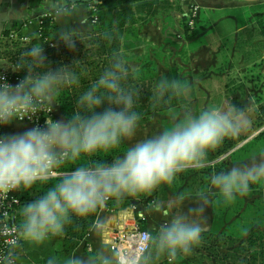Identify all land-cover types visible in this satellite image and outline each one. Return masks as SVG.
Returning <instances> with one entry per match:
<instances>
[{
    "label": "clouds",
    "instance_id": "obj_1",
    "mask_svg": "<svg viewBox=\"0 0 264 264\" xmlns=\"http://www.w3.org/2000/svg\"><path fill=\"white\" fill-rule=\"evenodd\" d=\"M94 2L88 0L85 6L83 0H38V6L50 14L56 25L66 28L74 18L89 29L88 8ZM17 18L23 23L28 21L26 38L38 40L30 18ZM6 25L0 22V31ZM87 33L63 30L59 31L58 40L71 49L77 41L83 42ZM12 38H17L16 30H12ZM3 65L13 71L24 69L27 74L15 86L0 76V128L14 120H31L37 113L50 112L58 94L79 83L74 67L61 66L55 71L47 67L41 43L25 46L13 62L0 63ZM136 75L135 66L117 51L98 78L79 95L70 118H49L44 128L0 135V197L58 178L43 195L23 206L19 224L9 226L7 213L0 217V232L14 234L9 249L0 255V264H17L18 249L23 244L38 246L62 236L76 218H87L110 202L119 205L129 197L148 195L161 185L173 183L185 170L205 167L209 153L226 138H239L252 128L250 110L230 102L205 108L198 114L185 108L181 118L173 114L170 127L133 143L111 163L93 160L136 137L142 120V114L135 109L139 90L131 84ZM190 93L189 84L164 78L155 84L152 100L160 104L173 97L187 98ZM105 103L104 110L97 111ZM80 160L87 162L62 171L66 163ZM209 183L225 202L247 194L253 185L264 183V152L244 166L216 172ZM210 195L211 189L199 195L197 213L210 206ZM154 207L167 215L161 205ZM203 231L201 221L178 213L158 229L139 232L131 254L127 249L101 244L87 255L73 254L63 260L51 256L46 264H160L164 258L174 264L178 257L193 253L201 243Z\"/></svg>",
    "mask_w": 264,
    "mask_h": 264
},
{
    "label": "crops",
    "instance_id": "obj_2",
    "mask_svg": "<svg viewBox=\"0 0 264 264\" xmlns=\"http://www.w3.org/2000/svg\"><path fill=\"white\" fill-rule=\"evenodd\" d=\"M167 1L172 4V9L167 12L162 11L155 18L149 19L138 30L140 40L150 43L155 48H130L124 53L130 52L138 56L148 51L151 59L156 62L161 78H164L162 69H167L171 73L177 66L179 57L183 58L187 63L185 67L188 68V73L187 76H183L184 78L178 77L191 86V94L187 99L195 100V92H198L199 87L207 101L217 99L219 95L221 101L227 98L236 99L245 110H250L256 120V115L262 113L261 107L264 106V0L251 3L236 0ZM120 8L114 10L113 15ZM193 8L198 10L193 30L195 35L187 37L184 33L183 23L188 19ZM92 9H97L94 3L88 8V14ZM22 15L30 18L32 30L37 33L42 18L45 15L50 16L39 8L38 0H2L0 22L7 23L8 26L6 25L5 29L0 31V37L6 31L10 32L12 37V30H16L17 38L14 39L30 42L33 38L25 36L28 21L23 23L17 18ZM97 25L98 22L89 21L88 29L86 25L78 23L73 18L68 21L66 28L63 24L57 25L58 33L55 37H58L59 31L63 30L94 33ZM48 45L52 47L50 43ZM159 52L163 54L166 52L171 57H169L171 60L168 65L162 67L157 62L158 59L155 56L160 55ZM183 52H186L185 56H183ZM0 63L6 64L4 61H0ZM129 63L135 67L139 65V63ZM257 69L259 70L258 77L253 74ZM0 72L7 75L8 83L13 86L20 81L17 76L21 72L20 70L13 71L8 65H3L0 66ZM215 84L218 85V88L213 86ZM201 85L203 86L201 87ZM50 115L54 121H65L57 103L51 105ZM33 127L35 126L30 123L14 120L11 124L1 128V135L20 134ZM260 132L261 128H257L255 136ZM249 143H252L250 146L252 149L246 153L247 156L243 153L234 163L235 166H244L253 157L264 152V145L259 141L253 143L252 140L243 141L241 146H238V150ZM125 144L127 147H131L126 141ZM222 161H224L222 165L225 166V170L230 167L226 155L222 156L221 163ZM184 192L188 196L181 199L177 206L166 209L167 215L158 212L151 204H146L141 209L137 206L119 211L103 209L89 234L73 252L66 251L62 239L52 237L38 246L23 244L18 249L17 264H46L47 259L51 256L63 260L73 254L87 255L100 247L101 244L108 246L110 234L118 227L137 226L143 230H155L170 223L172 217L178 213L189 216L191 220L201 221L204 224L201 236L208 235L216 228L219 229L217 237L228 233L229 220L227 217L223 220V213L216 215L215 211L216 204H218L217 198L221 196L218 189L211 190V204L202 213H197L199 196L194 192ZM262 192V194L255 195L254 198L264 199V189ZM220 203H222L221 200ZM259 227L261 228V226ZM227 249L229 250V248ZM228 250L220 249L219 251L225 256ZM225 261L228 262L227 259ZM160 264H169V261L164 258ZM174 264H217V262L197 246L190 256L178 257Z\"/></svg>",
    "mask_w": 264,
    "mask_h": 264
},
{
    "label": "trees",
    "instance_id": "obj_3",
    "mask_svg": "<svg viewBox=\"0 0 264 264\" xmlns=\"http://www.w3.org/2000/svg\"><path fill=\"white\" fill-rule=\"evenodd\" d=\"M96 10H91L88 14L89 21L97 19L98 25L94 33H87L86 38L77 41L74 48H68L55 37L54 34L58 30L56 24L52 22L49 15H45L39 27V41L32 39L30 42L18 41L12 38L10 32H3L0 37V61L6 63L13 62L25 46L31 43H41L46 56L47 67L55 71L61 66L74 67V71L78 74L79 83L77 85L67 87L58 94L57 104L65 117V120L71 117L75 111V104L79 95L87 90V88L98 78L104 68L108 65L113 53L119 51L122 55L130 48H155L150 43L140 40L138 30L146 24L149 19L155 18L162 11L167 12L172 9V4L167 0H96ZM121 7L115 15L114 10ZM100 9V10H99ZM103 9V10H101ZM195 27V25H194ZM194 27L189 25V20L183 23V29L187 37L195 35ZM199 30V28H197ZM58 33V32H57ZM51 44L49 46L48 44ZM44 44V45H42ZM125 56V53H124ZM160 58V55H156ZM137 75L131 80L132 86L139 90V99L135 109L142 114L141 127L150 123L156 114L170 112L174 109L185 108L190 106V100L182 97H173L166 102L154 104L152 100L153 88L160 81L156 62L151 59L148 51L143 52L139 60V65L136 67ZM17 75L19 79H23L27 74L24 69H20ZM169 80H177L184 84L186 82L174 78L169 75L166 77ZM229 102L239 108L245 109L236 99H230ZM105 105L97 111H103ZM264 113V106L261 107ZM264 116V115H263ZM258 120V119H257ZM257 122V121H256ZM264 126V120L257 122L254 127L261 128ZM255 141H259L264 145V131L261 132ZM239 143L238 139L226 138L224 143L215 149L216 156H221L233 149ZM127 145L125 142L110 154H99L93 157V160H102L104 163H111L112 160L119 155H123ZM85 160L77 161L75 164L69 162L62 167V171L68 172L79 166L81 163H86ZM223 170V165L221 163ZM58 178H53L46 185H34L31 189L15 191L14 195L19 200L17 224L21 220L20 213L23 206L43 195V193L51 187ZM262 184L253 185L250 191L245 196L262 194L264 186ZM162 186L154 192L141 196L139 198H127L119 205L109 203L106 207L99 209L93 215L87 218H76L72 223L66 226L64 235L57 238L62 239L65 244V249L68 253L73 252L80 242L89 234L101 210L119 211L130 208L136 205L138 200L151 204L160 198ZM139 202V203H140ZM216 228L208 235L201 236V243L198 247L206 254L211 255L217 264H264V229L246 230V237H233L223 234L217 237ZM229 248V251L222 255L220 249ZM227 259V263L225 259Z\"/></svg>",
    "mask_w": 264,
    "mask_h": 264
},
{
    "label": "rangeland",
    "instance_id": "obj_4",
    "mask_svg": "<svg viewBox=\"0 0 264 264\" xmlns=\"http://www.w3.org/2000/svg\"><path fill=\"white\" fill-rule=\"evenodd\" d=\"M159 53H160V58L157 56L158 59L157 62H159V64H161L162 67L164 65H168L171 60L170 59L171 57L167 55L166 52H164L165 54L161 52ZM185 55L186 52H183V56ZM125 57L128 62L139 63L142 54L137 56L136 54L127 52L125 54ZM171 62L173 63L174 59ZM186 64H187L186 61L183 58L179 57L176 64L177 66L173 68V71L169 73L167 69H162L161 70L163 73L162 75L164 76V78H166L169 75L177 79H179V77L184 78L183 76H187L188 73V68L185 67ZM253 74L257 75L258 77L259 70L258 69L255 70ZM185 79L188 78L185 77ZM202 86L203 85H201V87ZM213 86H216V84ZM216 88H218V85L216 86ZM195 93H196L195 100L189 98L188 100L191 101L190 106L185 108L191 110L193 113L196 114H198L201 110L205 108H211L213 106H217L222 103H229V100L231 99V98H227L226 100L221 101V96L219 95L217 99H214L212 101L211 100L207 101V99H205L203 91L199 89V87H198V92ZM185 108L174 109L171 110L170 112H163L161 114H156L150 123H148L144 127L140 126V128H138L137 135L132 141L130 142L126 141V142L130 146H132V144L137 142L138 140L159 133L165 128L170 127L172 123H174L173 114H176L177 119H179L182 117L183 110ZM263 115L264 113H259V115H256V120L252 116L253 123L256 124L257 122L260 123V121H263L264 120ZM254 124L252 125V127L254 126ZM256 129L257 127H253L249 132L243 133L239 138H235L238 139L239 143L233 149L229 150L227 153L221 156H216L215 150L210 152L208 157V163L206 164L205 167L200 169L185 170L184 172L179 173L177 175V178L173 183L161 185L162 190L160 192V198L156 202L151 203V206L154 207L155 205H161L164 209L173 208L179 204V201L181 199H184L185 196H188L185 195L184 191L194 192L196 195L199 196L202 192L205 191V189L214 190L215 188L210 185L209 180L211 175L218 172V170L221 168L220 165H221L222 156L226 155L229 164L228 166L230 167L235 166L234 163H236L239 160V158L243 155V153L245 154V156L248 155L246 153H249L250 150L252 149V147H250L252 143L245 144L242 148H240L241 150H238L239 148L238 146H241L243 141H247V140H252V142L255 143L256 142L255 138L261 132L264 131V126L261 127V132L257 136H255V134H257L255 133ZM223 162L224 161H222V164ZM224 168L225 166L223 165V170H225ZM261 187L262 186H260V188ZM254 196L255 195H251L249 197L245 195H241V196L237 195L236 198L230 202H225L222 196H220V198L219 197L217 198L218 204H216V208H215L216 215L223 213V220L225 217H227V219L229 220L228 222L230 227L227 235H231L233 237H240L244 239L247 235L245 234L246 230L251 231L257 229L260 230L264 229V199L254 198ZM220 200L222 201L223 204L220 203ZM139 202L140 201L138 200L135 206L140 207V209L144 208L146 202H140V203ZM259 226H261V228ZM225 250L228 249L225 248Z\"/></svg>",
    "mask_w": 264,
    "mask_h": 264
},
{
    "label": "built area",
    "instance_id": "obj_5",
    "mask_svg": "<svg viewBox=\"0 0 264 264\" xmlns=\"http://www.w3.org/2000/svg\"><path fill=\"white\" fill-rule=\"evenodd\" d=\"M197 17L198 10L196 8H193L188 16L189 25L191 27H194ZM93 23H97L96 18H94ZM0 76H2L4 80L9 82L8 77L5 73L0 72ZM50 117V112L37 113L31 120L24 119L18 121L30 123L35 127L44 128L46 127L47 119H49ZM18 207L19 200L14 195V192L8 193L6 197H0V217H2L4 213H7L6 221L9 226L17 224ZM141 231L144 230L137 226H133L132 228L124 226L118 227L110 234L108 246L116 250L127 249L128 252L131 254L136 246V237ZM13 235V233L0 232V255L6 253V251L9 249Z\"/></svg>",
    "mask_w": 264,
    "mask_h": 264
},
{
    "label": "water",
    "instance_id": "obj_6",
    "mask_svg": "<svg viewBox=\"0 0 264 264\" xmlns=\"http://www.w3.org/2000/svg\"><path fill=\"white\" fill-rule=\"evenodd\" d=\"M236 1H242V2H257V1H260V0H236ZM84 4H87L88 3V0H83ZM94 4H97V1L95 0ZM1 5H2V0H0V8H1Z\"/></svg>",
    "mask_w": 264,
    "mask_h": 264
}]
</instances>
